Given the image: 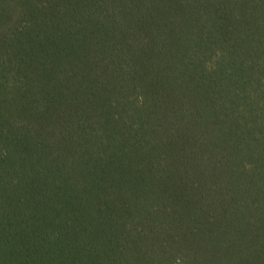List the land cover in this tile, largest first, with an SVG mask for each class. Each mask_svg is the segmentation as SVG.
Masks as SVG:
<instances>
[{
  "label": "trees",
  "instance_id": "1",
  "mask_svg": "<svg viewBox=\"0 0 264 264\" xmlns=\"http://www.w3.org/2000/svg\"><path fill=\"white\" fill-rule=\"evenodd\" d=\"M0 264H264V0H0Z\"/></svg>",
  "mask_w": 264,
  "mask_h": 264
}]
</instances>
